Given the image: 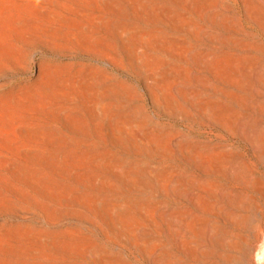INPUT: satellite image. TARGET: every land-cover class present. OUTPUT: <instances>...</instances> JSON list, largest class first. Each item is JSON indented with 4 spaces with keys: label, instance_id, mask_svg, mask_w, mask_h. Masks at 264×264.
<instances>
[{
    "label": "rangeland",
    "instance_id": "obj_1",
    "mask_svg": "<svg viewBox=\"0 0 264 264\" xmlns=\"http://www.w3.org/2000/svg\"><path fill=\"white\" fill-rule=\"evenodd\" d=\"M0 264H264V0H0Z\"/></svg>",
    "mask_w": 264,
    "mask_h": 264
}]
</instances>
